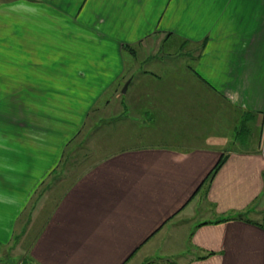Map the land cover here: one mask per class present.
<instances>
[{"label": "crops", "instance_id": "0c3cea01", "mask_svg": "<svg viewBox=\"0 0 264 264\" xmlns=\"http://www.w3.org/2000/svg\"><path fill=\"white\" fill-rule=\"evenodd\" d=\"M27 2L0 0V248L33 234L29 264H264V0ZM154 36L189 59L139 73L125 47ZM123 80L119 115L89 128L102 155L63 178ZM50 179L69 181L51 202Z\"/></svg>", "mask_w": 264, "mask_h": 264}, {"label": "rangeland", "instance_id": "374dc122", "mask_svg": "<svg viewBox=\"0 0 264 264\" xmlns=\"http://www.w3.org/2000/svg\"><path fill=\"white\" fill-rule=\"evenodd\" d=\"M172 42L176 41H169V39L167 38L154 36L150 37L146 42H144V44L148 45L147 47H138L136 48L137 51L130 48V52L133 51L132 53H136L134 55L135 58L133 62V66H135V69H139V73H141L142 70L151 71L157 70L156 67L162 68V66H164L162 60L176 58L182 60L189 59L188 56L185 55L186 50L182 49L179 51L177 49V46H175ZM195 59H192L191 62ZM135 69L133 68L132 70L134 71ZM128 72L130 73V70ZM123 81L125 82V80ZM124 82H121L119 85L115 84L112 92L108 93V95L104 99H102L100 104H98L90 112V115L86 120V125L84 126V129L80 132V134H78L76 141L74 140L73 143L70 145L71 151L68 153V157H66V160H64L63 165L60 168V176H63V178L67 177V175L72 176L76 169L80 171L86 165H89L93 161H96L98 159L96 155H102V153H98V146H100L98 137L100 136V131L97 128V130L95 129V131L91 132V129L89 128L91 126L94 127L97 125L99 127L102 119H110L111 117H114V119L116 118V115L118 114V112H120L119 109L122 110V99L119 97L122 95V89H124L125 85L128 83L125 82L124 84ZM123 116L126 117L127 114H124ZM252 137L253 146L249 148L254 150L258 147L260 142V131L257 129L255 131L254 136ZM52 179H50L49 181L51 184H49L48 182V184L46 185L51 186H49L50 190H52L53 187L54 190L56 188L55 191L53 190L54 192L52 191L50 193V202L53 201V194H56L55 196H57L59 191L63 190L62 187L67 185V183L69 182L68 180L61 181L60 186L58 185V189L56 183ZM33 203H35V200ZM20 233L21 229L18 231V234ZM32 235L33 234L26 238H23L22 240L17 239L18 241L13 242L5 249L0 248V264H3L4 262H6L7 264H29L26 261L28 258L26 249L28 248L30 241L33 239Z\"/></svg>", "mask_w": 264, "mask_h": 264}, {"label": "trees", "instance_id": "16d2710c", "mask_svg": "<svg viewBox=\"0 0 264 264\" xmlns=\"http://www.w3.org/2000/svg\"><path fill=\"white\" fill-rule=\"evenodd\" d=\"M168 36H171V35H168ZM179 45V44H177ZM126 49H130V47H125ZM201 49V48H200ZM202 51V49H201ZM133 52V51H132ZM200 52V51H199ZM198 53V52H196ZM198 58V56L196 57V59ZM250 115V116H248ZM251 117V118H250ZM253 117H254V114H253ZM251 116V114H247L245 117H244V120H242L240 122V124H238L237 128H236V132H237V136H240L243 139H245L246 137H248V131L250 130V127L248 124H246V121L248 122L249 119H252L253 118ZM225 161V158H221L220 161L216 164V166L213 168L212 172L210 173L209 177L211 178L213 175H215L216 171L223 165ZM20 240V237L16 238V241ZM27 261V260H26Z\"/></svg>", "mask_w": 264, "mask_h": 264}, {"label": "clouds", "instance_id": "9594fccd", "mask_svg": "<svg viewBox=\"0 0 264 264\" xmlns=\"http://www.w3.org/2000/svg\"><path fill=\"white\" fill-rule=\"evenodd\" d=\"M18 15H35L38 13V8L27 2V0H16L10 9Z\"/></svg>", "mask_w": 264, "mask_h": 264}, {"label": "water", "instance_id": "95a60500", "mask_svg": "<svg viewBox=\"0 0 264 264\" xmlns=\"http://www.w3.org/2000/svg\"><path fill=\"white\" fill-rule=\"evenodd\" d=\"M127 88H128V83L125 85V87H124V89H123V93H125L126 92V90H127Z\"/></svg>", "mask_w": 264, "mask_h": 264}]
</instances>
